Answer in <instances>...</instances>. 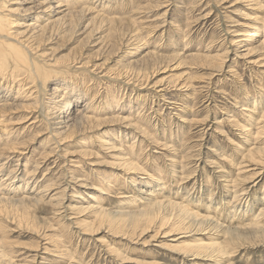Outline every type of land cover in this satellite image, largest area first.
Returning <instances> with one entry per match:
<instances>
[{"label": "rangeland", "instance_id": "374dc122", "mask_svg": "<svg viewBox=\"0 0 264 264\" xmlns=\"http://www.w3.org/2000/svg\"><path fill=\"white\" fill-rule=\"evenodd\" d=\"M0 15V264H264V0Z\"/></svg>", "mask_w": 264, "mask_h": 264}, {"label": "bare ground", "instance_id": "6f19581e", "mask_svg": "<svg viewBox=\"0 0 264 264\" xmlns=\"http://www.w3.org/2000/svg\"><path fill=\"white\" fill-rule=\"evenodd\" d=\"M4 2V1H3ZM3 8V7H2ZM2 14V13H1ZM4 18H5V16H3V15H0V63H1V65H5V64H7L8 63V52L6 53L5 51H7V50H10V48H12L13 46H16L15 44L13 45V43L12 42H9L8 41V38H7V35H6V33H5V31L3 30L8 24H7V22H5L4 21ZM258 32V31H257ZM264 32V31H263ZM253 33V32H252ZM254 34H256V31H255V33H253L252 35H254ZM16 48H17V46H16ZM25 50V49H24ZM29 51H31V50H29ZM11 53V52H10ZM20 53H22V54H20ZM15 52V53H11L10 54V58H12L13 59V67L15 68V70L17 71V72H25V73H32V72H35V73H37V74H39L38 76H42V75H44L45 76V79L48 77V72L47 71H43L42 72V70H46L43 66H41V65H39L38 64V62L36 61V59L34 58V57H32L30 54H29V52L28 51H21V52ZM24 54V55H23ZM59 61V60H58ZM9 73V72H8ZM146 73V72H145ZM13 74V73H12ZM14 75H16V72L14 73ZM29 75V74H28ZM35 75V74H34ZM37 76V77H38ZM36 77V76H35ZM20 78H22V77H20ZM39 78V77H38ZM81 110L79 109L78 111L76 110L75 112H70V113H68L69 114V120L70 121H72V123L70 124V125H66V127H71V126H74V128H77L78 127V124H79V122L80 121H83L84 119L85 120H87V119H89L90 118V116L88 115V114H85V113H82V114H78L79 112H80ZM83 111V110H82ZM58 114V113H57ZM72 114V115H71ZM54 116V115H53ZM259 117V116H258ZM261 118H264V116L263 117H261ZM78 119H82V120H78ZM80 125V124H79ZM138 126V125H137ZM251 152V151H250ZM255 152V151H254ZM252 153V155H249V156H255L256 155V153L257 152H255V153ZM131 165V164H130ZM130 170V169H129ZM173 203V202H172ZM171 203V204H172ZM163 205V204H162ZM176 207H177V205H176ZM180 208V210L181 211H187V213H188V209L184 206V205H180V206H178V209ZM262 209V208H261ZM261 211V210H260ZM262 212V215H264L263 213V210L261 211ZM261 212L259 213L260 214V216L262 217V215H261ZM190 213V212H189ZM190 214H192V212L190 213ZM255 215V214H254ZM198 216V215H197ZM196 216V217H197ZM202 219H203V221H208V222H212V219L211 218H209V217H201ZM260 218V217H259ZM195 219H197V218H195ZM198 220V219H197ZM199 220L201 221V219L199 218ZM257 221H258V218H257ZM257 221H255V223L256 224H258V222ZM259 221H260V219H259ZM207 222V223H208ZM253 224H254V221L252 222ZM213 224V223H212ZM256 224H254V225H256ZM260 224V223H259ZM258 224V225H259ZM250 226H251V224H250ZM254 227V226H253ZM255 229V228H254ZM254 229H252V231L251 232H257L258 230H255L254 231ZM229 230V229H228ZM231 231V230H230ZM250 232V231H249ZM251 232L249 233V234H251ZM260 232V231H259ZM261 232H263V231H261ZM261 232H260V234H261ZM241 233V232H240ZM264 233V232H263ZM253 234V233H252ZM257 234V233H256ZM229 235V234H228ZM239 235V234H238ZM242 235V234H241ZM235 239V238H234ZM237 239V238H236ZM182 240V239H181ZM244 245V244H243ZM201 246V245H200ZM196 249H199V248H196ZM216 249V248H215ZM200 251V250H199ZM190 252V251H189ZM191 255V254H190Z\"/></svg>", "mask_w": 264, "mask_h": 264}]
</instances>
